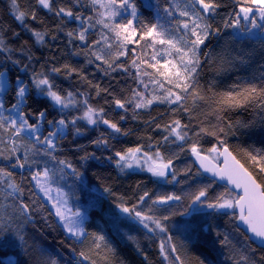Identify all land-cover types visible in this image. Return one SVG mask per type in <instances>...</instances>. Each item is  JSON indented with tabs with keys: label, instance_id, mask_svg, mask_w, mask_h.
I'll list each match as a JSON object with an SVG mask.
<instances>
[{
	"label": "trees",
	"instance_id": "1",
	"mask_svg": "<svg viewBox=\"0 0 264 264\" xmlns=\"http://www.w3.org/2000/svg\"><path fill=\"white\" fill-rule=\"evenodd\" d=\"M219 2L221 7L208 18L213 29L219 28V33L213 31L205 46H201L202 64L198 69L200 89L207 99L189 97L183 102L187 110L176 104L154 101L147 108L125 103L127 111H124L116 106L115 100L135 101V93H140L144 100L153 98L152 86L143 74L153 69L148 64L155 63L151 59L155 50L148 39L137 36L135 43H125L123 48L127 54L117 58L120 40L98 23L102 19L109 22V19L104 17V9L92 4L91 0H53L54 9H71L83 18V23L79 19L56 16L55 12L43 9L37 0H19L22 10L37 17L32 20L29 15L24 25L14 19L11 0H0V28L3 29L0 37L7 46L0 51V72H8L10 82L5 95L6 108H14L15 93L22 84L29 88L22 106L30 114L29 123L41 124L36 114L44 111L46 135L55 131L59 120L68 124L67 134L56 141L55 159L43 154L47 150L45 145L24 134L9 136V140L20 138L23 144H12L8 140L7 144L0 145V169L3 173H11V176L0 173V222L21 200L29 205L33 217L30 222L19 225L24 241H17L11 247L0 246V264H12L7 261L9 257L15 258L14 264H32L31 256L40 249L49 264H168L161 252V244L165 243L171 251L170 245L175 246L174 254L169 253L173 264L181 261L184 264H199L200 261L203 264H244V256L258 260L264 255V250L239 229L236 211H195L196 204L192 203L195 193L201 189L209 193L208 198L199 203L202 206L216 202V197L222 194H227L226 199L236 197L196 167L189 151L192 142H198L205 150L202 155H206L207 149L219 146V140L225 141L224 146L259 183H264V173L247 155L264 152V110L258 104L227 109L218 102L222 94L238 92L250 84L258 87L264 84V25L259 33H250L252 27H247L245 21H241L240 28L224 27L239 9L235 0ZM134 4L137 15L133 26L138 28L141 22L157 24L167 18L171 0H134ZM122 9L115 22L125 20L123 12L128 11V7ZM253 18L259 21L257 14ZM89 25L88 42L84 43L76 36ZM29 29L44 33L43 43L37 42ZM69 32L73 36H69ZM98 55L102 60L96 59ZM158 58L156 55V60ZM40 73L60 95L67 98L70 93L76 106L65 111L50 98L40 95L33 79ZM88 106L102 109L103 119L116 123L122 132H114L102 122L91 126L81 119ZM73 119L75 125L70 123ZM176 119L189 125L186 131L190 139L179 141L172 136L167 141L164 139L168 135L165 126ZM228 125L232 126L231 131ZM201 128L208 131L224 128L225 132H218L219 140L212 135L197 137ZM125 132L127 135L123 134ZM137 147L147 155L159 152L165 163L171 160L167 177L124 170L116 153L123 155ZM62 160L77 171L74 173L60 164ZM19 163H24L25 167L16 166ZM45 167L54 173L53 186L67 193L72 207L89 215L82 240L68 234L51 204L31 180L35 171ZM12 183L22 186V197L9 195L12 189L8 185ZM145 193L148 196L141 201ZM170 195L181 199L163 208L153 203ZM125 207L131 209L134 216L139 211L154 218L169 217L162 221L167 231H149L124 215L121 209ZM193 221L199 225L195 232L189 227ZM12 227L16 229L17 225ZM101 235L105 238L103 242L96 240ZM97 243L100 248L95 246Z\"/></svg>",
	"mask_w": 264,
	"mask_h": 264
},
{
	"label": "snow or ice",
	"instance_id": "2",
	"mask_svg": "<svg viewBox=\"0 0 264 264\" xmlns=\"http://www.w3.org/2000/svg\"><path fill=\"white\" fill-rule=\"evenodd\" d=\"M92 4L100 3V0H91ZM236 6L238 7V12L234 13L233 17L230 18V22H226L224 27H233L240 28L241 21H245L253 28L260 27V25L256 24V20L253 18L255 14H259L258 18L264 21V0H235ZM37 3L43 8L47 9L49 12H55L56 16H66L73 19H79L83 23V18L75 15L71 9L59 8L54 9L53 0H37ZM108 5L111 6L112 9H115L117 6V0H107ZM119 7L127 8L131 7L132 9V17L133 20L137 15L135 4H130V0H120ZM221 7L219 0H194L191 11H181L180 15L187 18L188 22H183V29L187 30L188 38L183 41L180 46H177V41L172 38L167 30H158L157 24H144L141 22L140 26L134 27L133 20H129L126 23H118L115 22L114 17L118 15L116 11H111L109 16V22H105L103 19L99 20L98 23H101L105 28L109 29L114 36L120 40V51L116 53V57L126 55V51L123 48L125 43H135L137 36L139 39H148L150 42V46L155 47V45L167 46V50L165 51V55L169 57V59H165L163 62L164 72L160 73V61L156 60V55L159 52L154 53L152 56V60L156 61L155 63L148 64V67L154 68L157 73H160L166 78L167 83L172 84L174 88L179 89V92L172 91L171 88H164V85L161 81L156 80L157 85L163 89L164 95L153 97L152 99H141L140 93H135V101L128 100L126 102H122L120 99L115 100V104L118 108L127 111L125 107V103H135L136 108H147L154 101L159 103H168V104H176L180 107L187 110V105L183 102L186 101L189 97L195 98V100H206V93H202L199 85V73L198 69H200L202 64V53L201 46H205L206 41L213 31L219 33V28L213 29L211 23L208 22V18L216 14V10ZM11 11L14 15V19L19 21L21 25L25 24L26 17L31 16L32 20H36V15L34 13H28L21 9L19 0H11ZM165 11H168L167 9ZM89 19H91L89 17ZM89 27L91 25L84 27L76 36L77 39L87 43L86 33L88 32ZM33 32L37 42L43 43L44 33L39 31ZM3 29L0 28V32ZM18 35V34H17ZM69 36H73V33L69 32ZM107 42V38L106 41ZM6 45L3 43L2 37H0V51L6 50ZM175 52L176 56L173 57L172 53ZM97 60H102L101 56L96 57ZM207 59V57H205ZM177 61V62H174ZM136 65V61L133 60V66ZM120 67H123L120 65ZM109 68H112V64L109 63ZM115 70V69H113ZM127 71V69H124ZM53 71H59V69H53ZM144 75H151L150 73H143ZM34 84L37 89L40 90V93L51 99L54 104L59 105L62 109L67 108L69 104V99L71 94L69 93V97L65 98L60 95L55 89L54 85L50 82V80L43 75V73L38 74L34 78ZM20 83L19 81H17ZM3 83H6V77L3 72H0V92H5L6 88L2 86ZM143 83V81H141ZM16 103L13 109H9V111H13L16 113L15 116H9L7 120L2 115L3 110H5V105L3 99H0V129H5L10 133V136H21L22 133H27L30 137L34 138L36 141L43 143L46 146L44 151V155H51L53 159L55 156L53 153L58 149V145L55 142V138L57 133L62 131L65 127H67L65 120L61 119L56 122L57 126L55 131H49L47 136L41 138L40 126L39 124L29 123L28 116L29 113H26L24 109L21 107L28 98L27 87L22 85L18 87L15 93ZM219 103L224 105L227 109L232 108H244L248 105L258 104L261 110H264V84H261L259 87L255 84H250L244 87L242 90L238 92H228L220 95ZM87 104V101H85ZM103 110H97L91 106H88L87 111L81 119H86L89 124L95 125L98 122H102L108 125L114 132L120 133L122 129L117 126L116 123H112L107 119H103L102 116ZM99 118V119H98ZM123 118V117H122ZM221 120L223 117H219ZM36 119L38 121L43 122L45 120V112L40 111L36 114ZM48 124H53L52 121H47ZM71 124L75 125L76 120L73 119L70 121ZM244 126V125H241ZM228 130L231 131L232 126L228 125ZM189 128L187 124H181L179 119L173 120L171 124L166 125L164 130L168 133L164 137L167 141L169 136L175 137L176 140L185 141L186 139H190L188 137V133L186 129ZM79 130L77 129V132ZM218 132H225L224 128H219L218 131H208L206 129L201 128L199 133H196L197 137L201 134L204 135H212L216 136L219 140ZM127 135V133H123ZM227 134V133H225ZM9 143L15 144L14 140H9ZM100 143V141H97ZM225 141L219 140V146L211 147L207 149L206 155H202V152L205 151L199 147L198 142H192L191 147L189 149L191 155H193L196 160L199 162L200 167L205 172H211L214 176H218L221 180H227L230 182L235 188H238L242 191V195L237 196L235 200L228 198L225 196L227 194H222L216 197V202H210L207 204L208 208L212 209H239V220L243 224H245L248 230L253 234L254 237L259 239L262 244H264V183H257L256 179L253 177V173L245 167L235 156L232 155V152L229 151V148L224 146ZM16 149L13 148L14 152ZM50 150V151H49ZM141 153V149L139 147L129 149L125 154H121L119 152L116 155L120 158V162H124L122 164L123 167L132 168L133 163L131 161H135L137 159L136 154ZM216 154L212 159H217L219 157H223V167H219V164H213L211 162L210 156L211 154ZM147 156V153H144ZM158 161H163V157L159 152L156 154ZM249 159L252 161L253 165H259L260 172L264 173V152H249L247 153ZM149 159H151L149 157ZM60 164L64 165L66 168H71L75 173L77 170L72 167V165L67 161H59ZM171 160L167 163L163 162H153L148 171L152 173V175L156 177H167L169 170L171 169ZM20 168L25 167L24 163H19L16 165ZM0 173L11 176V173H3V170L0 169ZM175 173L173 172V176ZM54 173L51 172L47 167L42 170L35 171L31 175V180L35 181L36 186L46 195L49 199H52L49 196V193L52 191L51 183L53 182ZM9 188L12 189L13 194H19L20 197L23 196L24 189L21 185L12 183L8 185ZM59 191V190H57ZM148 196V193H145L140 199L143 201ZM209 196L207 189H201L194 195V199L192 200L193 204L203 203ZM181 197L177 195H170L158 198L153 201L154 204H168L170 201L180 200ZM66 201H62L59 196L56 198V203L53 204V207L56 208L55 215L58 216L63 223L64 227L67 231L76 237H84L85 232L81 227V219L82 214L80 212H75L71 216L67 215L62 207H58L57 205L64 204ZM123 212L131 213L132 210L129 208H122ZM135 216L138 217L142 223L144 221H148L149 223H144V227L148 228L149 231H155L159 229L161 232L167 231L166 227L163 224V220L169 219V217L165 216L161 218H154L153 216L142 215L139 211L135 212ZM33 219L30 207L27 203H23L21 200L13 212L10 214H6L4 218H2L3 222H0V246L7 245L9 247L14 246L17 241H24V235L22 229H20L19 225L23 223H28ZM16 224V229H13L12 225ZM149 224L154 225V228H150ZM190 229L195 232L199 225L195 223V221L189 224ZM9 237V238H6ZM104 236H97L96 240L103 242ZM170 239V238H169ZM227 240V237H224ZM97 248H100V244L97 243L95 245ZM172 251H175V246H171ZM255 252V249H252ZM161 252H165V247L161 244ZM43 250H37L35 254L31 256L32 264H49L48 261L43 259ZM83 255V253H81ZM87 258V257H85ZM167 259V256H165ZM179 259V257H177ZM244 264H264V255H260L259 259L249 258L248 256L243 257ZM180 264H184L183 261ZM199 264H203V261H200Z\"/></svg>",
	"mask_w": 264,
	"mask_h": 264
},
{
	"label": "rangeland",
	"instance_id": "3",
	"mask_svg": "<svg viewBox=\"0 0 264 264\" xmlns=\"http://www.w3.org/2000/svg\"><path fill=\"white\" fill-rule=\"evenodd\" d=\"M119 3H120V0H117V6H116L115 9H112L111 6L108 5L107 0H100V3H98L96 5H98V6H100V7H102L104 9V17L106 19H109L111 11H116L118 13V15H120V13H121L120 11H121L122 8L119 7ZM130 4H134V0H130ZM192 5H193V3L190 0H171V7H170L169 11L167 12V18L162 19L160 22L157 23V25L159 26L158 30H167V33L172 38H174L177 41V46H180V44L188 38L187 30L183 29V27H182L183 22H188V21H187L186 17L180 15V12L181 11H191L192 10ZM125 9H127V8H123L122 10L124 11ZM123 13L125 14L124 16H126V17H125V20L122 21V23H126L129 20H133V17L131 15V13H132L131 7H128V11H125ZM118 15H116L114 17V19L117 18ZM258 15L259 14L257 13V16ZM135 19H136V17H135ZM135 19L133 20V22L135 21ZM256 24L260 25V27L253 28L251 26V24H249L247 22L245 23V25H247V27H250V28L252 27L250 33L251 32L252 33H259L262 30V26L264 25V21L259 19V21L256 22ZM152 48L155 50V53L159 52V54L157 55L159 58L157 60L160 61V65H158V67L160 68V73H162V72H164L163 62H164L165 59H169V57H167L165 55V51L167 50V46H161V45L157 44V45H155V47H152ZM172 56L175 57L176 53L173 52ZM174 62H177V61H174ZM145 72L151 74V75H145V79L152 86V95H153V97H158V96L164 95L163 89H161L157 85V83L155 82L156 80L161 81L163 83V85H164V88H171L172 91L179 92V89L174 88L172 86V84L167 83L166 78L163 75H161L160 73H157L154 68L152 70H145ZM4 75L6 77V83H3L2 86L6 88V91L5 92H0V99H3L4 105H5V95H6L7 91L9 90L10 82H9L8 72H5ZM26 87H27V93H28L29 92V88H28V86H26ZM38 92H39L40 95H42L40 93L39 89H38ZM42 96H44V95H42ZM24 104H22L21 107ZM164 104H168V103H164ZM169 105H174V104H169ZM56 106L61 108L59 105H56ZM75 106H76L75 100L71 96L70 99H69L68 107L67 108H63V110L67 111V110H70L71 108H73ZM2 115L5 118V120H7V118L9 116H15L16 113L13 112V111H9V109H7L6 106H5V110H3ZM83 120L87 122L86 119H83ZM97 124H95V125L90 124V125L91 126H96ZM66 125H67V127H65L62 131L57 133V136L55 138V142L57 141V139L60 136H65L67 134V132H68V124L66 123ZM39 126H40V133L39 134L41 135V138L43 139L44 136H47L45 134V125L42 122L41 124H39ZM22 134H24V135L28 136L30 139L36 141L34 138L30 137L27 133H22ZM9 136L10 135L8 134V131H6V130L4 131V130L0 129V145L7 144L8 140H9ZM14 141H15L16 144H18L20 142H21V144H23V141L20 138H17ZM36 143H38L40 145L43 144V143L38 142V141H36ZM215 155L216 154H214V153L211 154L210 158L212 159V157H215ZM136 156H137V159L135 161H131L133 163V167L132 168L123 167L122 164L124 162H120V165L122 166V168L124 170H126V171H129V172H140V173L152 174L150 171H148V168L153 162H163V163H165L164 160L163 161H158L156 155H147V156H145L143 153H138V154H136ZM149 157L151 159H149ZM213 160L215 162L220 163V157L217 158V159H213ZM169 172H170V170H169ZM160 178H165V177H160ZM51 188H52V191L49 193V196H51L52 199H49L48 196H46L39 188H38V190L43 195V197L51 204V206H52V208H53V210L55 212H56V208L53 207V204L56 203V198L58 196H59V198L62 201H66V203H64L62 205L58 204L57 206L58 207H62V210L67 215L71 216L75 212H80L82 214V218H80L81 219V227L83 228V230L85 232V235H86L85 224H86V221L89 219V215L87 214V212L83 211L82 209H74L72 207V205H71V201H70L69 196L67 195V193L63 189L56 188L55 186H53V183H51ZM57 190H59V191H57ZM236 197H233L231 199L235 200ZM211 209L212 208H208L207 206H202L199 203H197L195 208H194L195 211H204V210H211ZM217 210L218 211H223V212H234V211H236V209H217ZM123 214L128 216L129 218H131L132 220L138 222L139 224H141L143 226H144V223H149L148 221H144V223H142L141 220L138 217L134 216L132 213L123 212ZM59 220H60V218H59ZM151 226L152 225L149 224L150 228H152ZM66 231H67V229H66ZM68 234L70 236L78 239V240H82L85 237V236L84 237H76V236L71 235L69 232H68ZM164 247H165V252L163 253V255H164V258H165V256H167V259L165 258L166 262L168 264H173V262L171 260V257L169 256V253L171 255H173L174 251H171V249L169 248L168 244H166V243L164 244ZM7 261H9L10 263L14 264L15 263V258L14 257H9V258H7Z\"/></svg>",
	"mask_w": 264,
	"mask_h": 264
},
{
	"label": "water",
	"instance_id": "4",
	"mask_svg": "<svg viewBox=\"0 0 264 264\" xmlns=\"http://www.w3.org/2000/svg\"><path fill=\"white\" fill-rule=\"evenodd\" d=\"M230 152H232L230 149H229ZM232 155L235 156L232 152ZM236 157V156H235ZM237 158V157H236ZM211 159V158H210ZM223 157L221 156L220 157V163L218 162H215L213 159H211V162L213 164H219V167H223ZM193 160H194V163L196 165V167L202 171L207 178L213 180L214 182H216L218 185L222 186V187H226L228 188L233 194H235L236 196H240L242 195V191L238 188H235L230 182H228L227 180H221L218 176H214L211 172H205L199 165V162L196 160V158L193 156ZM238 160V159H237ZM254 177V176H253ZM255 178V177H254ZM256 179V178H255ZM257 181V180H256ZM257 183H259L257 181ZM176 201H170L168 204H159V206L161 208L163 207H166V206H169V205H172L174 204ZM236 212H237V216H238V220H237V224H238V227L239 229H241L250 239V241L256 245L258 248L260 249H263L264 250V244L261 243V241L259 239H257L256 237L253 236V234L248 230L247 226L245 224H243L242 222H240L239 220V209L237 208L236 209Z\"/></svg>",
	"mask_w": 264,
	"mask_h": 264
}]
</instances>
